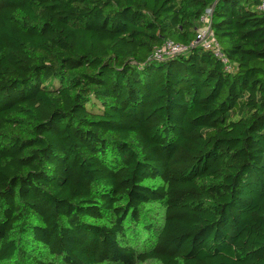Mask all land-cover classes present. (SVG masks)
<instances>
[{"label":"trees","instance_id":"1","mask_svg":"<svg viewBox=\"0 0 264 264\" xmlns=\"http://www.w3.org/2000/svg\"><path fill=\"white\" fill-rule=\"evenodd\" d=\"M242 1L0 0V264H264V11ZM209 8L228 65L153 58Z\"/></svg>","mask_w":264,"mask_h":264},{"label":"built area","instance_id":"2","mask_svg":"<svg viewBox=\"0 0 264 264\" xmlns=\"http://www.w3.org/2000/svg\"><path fill=\"white\" fill-rule=\"evenodd\" d=\"M259 10L264 11V0H261ZM212 14L213 10L211 8L205 11L200 20L201 27L198 30L196 39L190 46L176 44L175 42L168 40L161 47L155 49L153 58L156 60H166L186 53L190 48H202L211 51L218 60L222 61L225 65H228L229 61L221 44L213 34Z\"/></svg>","mask_w":264,"mask_h":264},{"label":"rangeland","instance_id":"3","mask_svg":"<svg viewBox=\"0 0 264 264\" xmlns=\"http://www.w3.org/2000/svg\"><path fill=\"white\" fill-rule=\"evenodd\" d=\"M250 3H253L252 0H250ZM242 4H245V0L242 1ZM221 47L224 49L226 47V43L225 42H221ZM156 212L158 214V217L161 218V216L163 215V211L161 209H156ZM147 239V236L145 234H141V241L144 242ZM148 264H157V263H148Z\"/></svg>","mask_w":264,"mask_h":264}]
</instances>
